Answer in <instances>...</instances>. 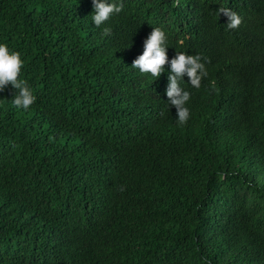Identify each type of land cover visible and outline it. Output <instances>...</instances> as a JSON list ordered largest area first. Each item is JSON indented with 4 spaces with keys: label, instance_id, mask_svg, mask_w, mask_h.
<instances>
[{
    "label": "trees",
    "instance_id": "1",
    "mask_svg": "<svg viewBox=\"0 0 264 264\" xmlns=\"http://www.w3.org/2000/svg\"><path fill=\"white\" fill-rule=\"evenodd\" d=\"M93 11L0 0L36 96L0 91V264H264V0H123L108 33ZM154 26L208 69L184 123L132 66Z\"/></svg>",
    "mask_w": 264,
    "mask_h": 264
},
{
    "label": "clouds",
    "instance_id": "2",
    "mask_svg": "<svg viewBox=\"0 0 264 264\" xmlns=\"http://www.w3.org/2000/svg\"><path fill=\"white\" fill-rule=\"evenodd\" d=\"M93 8L92 21L98 27L103 26V31L108 33L110 28L105 22L123 10V0H93ZM220 13L228 16L226 25L229 29L237 28L242 22L239 13L229 8H220L219 15ZM167 42L165 30L154 26L144 39L143 51L134 59L132 66L142 73H150L153 77L167 72L168 84L165 93L170 105L176 109L177 121L184 123L190 116V108L187 105L191 92L184 88L181 82L187 75L189 83L199 88L209 73L199 54L176 51L170 59ZM24 63L20 51L11 49L6 42L0 41V91L11 84L16 90L11 102L18 108L27 109L35 102L36 96L28 81L21 76ZM165 65L169 67L166 69Z\"/></svg>",
    "mask_w": 264,
    "mask_h": 264
}]
</instances>
